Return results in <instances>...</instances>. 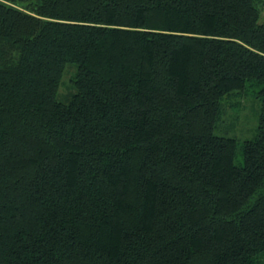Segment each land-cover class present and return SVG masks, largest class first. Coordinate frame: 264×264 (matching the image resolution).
<instances>
[{
    "label": "trees",
    "instance_id": "trees-1",
    "mask_svg": "<svg viewBox=\"0 0 264 264\" xmlns=\"http://www.w3.org/2000/svg\"><path fill=\"white\" fill-rule=\"evenodd\" d=\"M263 6L0 0V264H264Z\"/></svg>",
    "mask_w": 264,
    "mask_h": 264
},
{
    "label": "rangeland",
    "instance_id": "rangeland-1",
    "mask_svg": "<svg viewBox=\"0 0 264 264\" xmlns=\"http://www.w3.org/2000/svg\"><path fill=\"white\" fill-rule=\"evenodd\" d=\"M261 16H264V6L261 10ZM73 68L74 66L71 64L65 65L56 91V99L60 101H63L71 92L69 77ZM259 107V100L251 94L232 96L225 102L221 123L213 129L214 134L234 137L239 141L252 138L255 134Z\"/></svg>",
    "mask_w": 264,
    "mask_h": 264
}]
</instances>
